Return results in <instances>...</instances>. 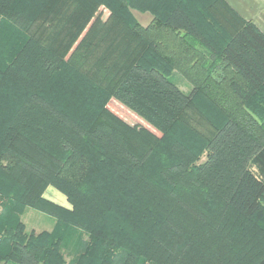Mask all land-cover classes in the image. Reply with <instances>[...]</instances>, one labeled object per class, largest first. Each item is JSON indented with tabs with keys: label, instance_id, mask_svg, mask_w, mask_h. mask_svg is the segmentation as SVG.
Wrapping results in <instances>:
<instances>
[{
	"label": "trees",
	"instance_id": "trees-1",
	"mask_svg": "<svg viewBox=\"0 0 264 264\" xmlns=\"http://www.w3.org/2000/svg\"><path fill=\"white\" fill-rule=\"evenodd\" d=\"M21 3L0 0V15L18 16ZM101 6L107 20L79 56L30 36L0 68V163L8 164L0 166V264H65L58 234L68 228L82 233L68 264H264L235 258L242 240L232 225L264 212V182L247 168L264 149V106L255 104L264 32L223 0L173 3L158 28L127 24L124 3L58 0L54 14L62 20L66 8L79 36ZM163 30L182 34L184 55L164 56ZM148 50L156 64L141 63ZM174 69L189 95L169 80ZM197 94L221 125L196 106ZM112 100L158 140L109 114ZM47 186L72 209L43 199ZM27 209L52 217V231L27 235Z\"/></svg>",
	"mask_w": 264,
	"mask_h": 264
},
{
	"label": "rangeland",
	"instance_id": "rangeland-1",
	"mask_svg": "<svg viewBox=\"0 0 264 264\" xmlns=\"http://www.w3.org/2000/svg\"><path fill=\"white\" fill-rule=\"evenodd\" d=\"M99 1L111 8H117L121 3H124L125 7L120 9V14L127 24H137L142 28H148L150 26L158 28V25L160 26L165 13L171 5L182 0ZM21 2L17 12L18 16L11 17L0 15V68L5 65L4 63L12 61L14 55L19 52L21 46L26 44L30 36L47 49H59L60 51H62V49H69L67 56H79L90 43V38H92L98 29L105 23L109 13L107 9L101 6L89 20L86 28L83 29L79 36H75V31L69 28V12L66 8H60L59 12L62 13V20H59L57 15L54 14L55 11H57L55 5L58 0H21ZM162 36L163 40L159 44V49L163 51L165 57L170 54L173 59H176V57L178 58L180 55H184L183 51L180 52L177 50L182 49L177 42V39L182 37L181 33H170L163 30ZM216 44L219 45L220 42L216 41ZM200 50L203 49H199V51ZM209 58V54L204 56V59ZM209 60L212 62V59ZM157 61L158 59L155 58L149 50L141 59V63L148 66L152 63L156 64ZM217 73L218 72H214V75ZM203 78L205 77L203 76L202 79ZM169 80L184 94L189 95L191 93V84L177 70L174 69L171 71ZM218 83H220V80H218ZM207 85L212 86V82L210 80L207 81ZM193 100H195L196 106L208 115V117H206L207 119L214 118V121L219 125L223 123L220 113L218 114L219 118L215 115L216 113L211 107L207 108L204 103L205 99L201 95L197 94ZM255 104L264 106V93H261V95L257 97ZM107 108L109 114L118 117L143 136L154 142L158 140L160 135L157 132L153 131L147 124L141 121L140 118L117 101L112 100ZM261 113L263 115L264 110L261 111ZM201 127L205 128V125L202 124ZM204 132H206L205 129L203 133ZM205 161L206 152H202L198 164L204 163ZM0 166L4 167L8 166V164L1 162ZM247 168L257 178L264 182V149H261L257 153L254 152L250 156L247 161ZM2 183L6 185L4 181ZM42 198L61 209L68 211L72 209L66 197L52 186H47L44 189ZM27 213L30 215H27ZM233 220L232 225L235 227L237 233L240 234L238 238L242 240V242L238 244V247H236L238 250L234 254L235 258L237 257L243 261V263L250 262L254 257L264 260V212L256 222L240 221L236 217L233 218ZM21 221L23 223L25 221L24 225L27 235L30 233L39 234L45 231L51 232L55 224V220L52 217L30 209L25 210L24 214L21 216ZM60 233L62 237L60 252L64 263L68 264L76 258V255L81 249L77 238L81 240L82 233L76 232L71 228L64 229L62 232H59L58 235H60ZM206 244L208 246L211 245L210 242H206Z\"/></svg>",
	"mask_w": 264,
	"mask_h": 264
},
{
	"label": "crops",
	"instance_id": "crops-1",
	"mask_svg": "<svg viewBox=\"0 0 264 264\" xmlns=\"http://www.w3.org/2000/svg\"><path fill=\"white\" fill-rule=\"evenodd\" d=\"M241 19L264 32V0H223ZM27 215H30L27 213ZM25 223V221H24Z\"/></svg>",
	"mask_w": 264,
	"mask_h": 264
}]
</instances>
